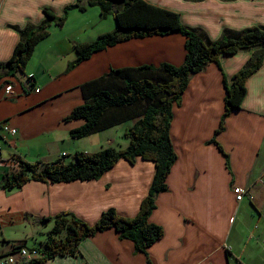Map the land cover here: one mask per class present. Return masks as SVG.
Masks as SVG:
<instances>
[{
  "label": "crops",
  "instance_id": "obj_1",
  "mask_svg": "<svg viewBox=\"0 0 264 264\" xmlns=\"http://www.w3.org/2000/svg\"><path fill=\"white\" fill-rule=\"evenodd\" d=\"M76 1L0 0V249L4 254L20 244L39 248L54 225L40 220L62 213H72L90 225L111 208L123 217H136L155 176L152 161L138 158L131 164L122 159L99 180L29 181L20 189L2 187L7 174L20 170V160L52 163L65 155L68 162L77 152L88 153L91 136L71 137L85 121H64L84 104L83 84L113 68L164 62L180 66L185 61L186 38L173 34L120 43L68 71L78 57L74 45L92 40L81 37L89 31L87 20H80L73 34L67 25L75 13L93 9L101 16L100 9L92 7L86 13L70 11L63 27L53 24L25 73L9 74L2 65L21 40L19 29L43 24L45 8L62 17ZM146 1L180 14L183 25L205 33L211 41L220 40L226 31L264 27V0ZM254 54L255 50L222 55L219 63L192 77L181 104L173 108L171 136L178 159L167 179L168 191L158 195L150 218L164 229V237L147 254L137 253L132 241L121 240L111 229L84 240L76 257L58 256L45 264H264V65L248 79L242 109L231 113L217 136L227 158L210 143L225 113L224 78L231 83ZM8 85L13 86L10 95ZM2 124L16 128L17 135L2 132ZM111 129L100 133L106 135ZM99 142L101 149L113 144L111 138L107 147L103 138ZM235 187L247 190L241 202L236 200ZM14 256L17 264H31L18 253Z\"/></svg>",
  "mask_w": 264,
  "mask_h": 264
},
{
  "label": "trees",
  "instance_id": "obj_2",
  "mask_svg": "<svg viewBox=\"0 0 264 264\" xmlns=\"http://www.w3.org/2000/svg\"><path fill=\"white\" fill-rule=\"evenodd\" d=\"M92 7L100 9L102 19L112 17L117 28L100 35L95 41L76 43L74 48L78 57L68 71L110 47L154 36L181 34L186 38V57L180 66L164 62L159 66L113 68L100 78L83 84L84 104L76 107L64 120L85 121L83 126L72 130V139L87 138L131 121L133 125L125 133L130 140L127 148L117 150L108 147L96 153L77 152L68 162L65 155L52 163L32 164L20 160V170L5 176L3 189L13 190L22 188L29 181L57 184L99 180L122 159L134 164L141 158L152 161L156 167L149 193L134 218L123 217L111 208L94 225L72 213L40 220L41 223L53 221L54 225L47 233L45 243L34 248L42 256L31 264H45L58 256L76 257L84 240L111 229L119 233L121 240L132 241L137 253L147 254L148 248L164 237V229L152 223L150 218L156 209L158 195L168 191L167 179L178 159L171 136L174 106L181 104L192 77L205 71L209 64L219 63L222 55L255 50L250 62L234 75L231 83L224 78L225 113L210 143L216 144L227 158L217 136L225 130V122L231 113L242 109L247 95V81L264 65V27L240 32L226 31L223 38L211 41L205 33L183 25L180 14L146 0H77L65 8L62 17L45 8L47 20L43 24L19 29L21 40L11 59L2 66L13 76L24 74L37 45L49 36L53 24L63 27L70 11L86 13ZM22 248L27 246L16 245L12 253L16 254Z\"/></svg>",
  "mask_w": 264,
  "mask_h": 264
},
{
  "label": "rangeland",
  "instance_id": "obj_3",
  "mask_svg": "<svg viewBox=\"0 0 264 264\" xmlns=\"http://www.w3.org/2000/svg\"><path fill=\"white\" fill-rule=\"evenodd\" d=\"M98 10V9H96ZM75 17L73 16L70 20V23L67 25L68 28L71 29H66L69 30L71 34L78 29V25L80 23V20H87L88 21V32H82L81 37L82 39H89L92 41H95L98 39L99 35L103 33H108L111 31H114L117 28V24L115 20L112 17H109L107 19H102L100 14L97 13L95 10L91 9L88 11L87 14H80V13H75ZM93 27V28H92ZM65 30V32H66ZM93 30V32H92ZM91 41V42H92ZM133 122H126L122 125H119L111 130H109L106 135H103L102 133L91 136L90 142L91 144L89 145V148H87L88 153H95L97 151L101 150V146L99 139L103 138L104 142V147L106 146V142L108 138L112 139V148H115L117 150L125 149L129 146L130 140L125 137L126 131L132 127ZM79 142V141H78ZM77 143V142H76ZM83 143V142H82ZM85 143V142H84ZM80 146V144H78ZM82 145V144H81ZM102 145V144H101ZM86 151V150H84ZM9 234V232H8Z\"/></svg>",
  "mask_w": 264,
  "mask_h": 264
},
{
  "label": "built area",
  "instance_id": "obj_4",
  "mask_svg": "<svg viewBox=\"0 0 264 264\" xmlns=\"http://www.w3.org/2000/svg\"><path fill=\"white\" fill-rule=\"evenodd\" d=\"M32 82L33 80H31L30 84H33ZM35 91L40 92V89L37 88ZM12 92H13V86L8 85L6 88V93L10 95ZM1 130L2 132L9 134L11 136H15L18 133L16 128H12L7 124H2ZM2 152H3V148L0 145V156L2 155ZM233 191H234L237 202L243 201V199L247 195V190L242 187H235ZM18 254L20 255V258L22 259V261L27 262V263H31V261L35 259H39L42 256L37 250L29 249V248H22L18 252ZM0 264H17V259L13 253L4 254L3 252H1V249H0Z\"/></svg>",
  "mask_w": 264,
  "mask_h": 264
}]
</instances>
